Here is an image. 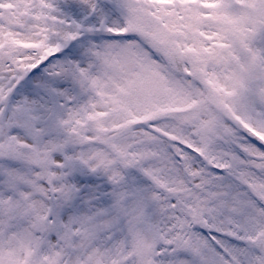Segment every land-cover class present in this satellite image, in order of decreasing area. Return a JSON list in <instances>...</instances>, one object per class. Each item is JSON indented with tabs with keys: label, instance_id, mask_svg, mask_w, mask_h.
I'll return each instance as SVG.
<instances>
[{
	"label": "snow or ice",
	"instance_id": "obj_1",
	"mask_svg": "<svg viewBox=\"0 0 264 264\" xmlns=\"http://www.w3.org/2000/svg\"><path fill=\"white\" fill-rule=\"evenodd\" d=\"M0 264H264V0H0Z\"/></svg>",
	"mask_w": 264,
	"mask_h": 264
}]
</instances>
